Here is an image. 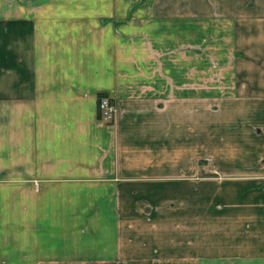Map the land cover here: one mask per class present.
Instances as JSON below:
<instances>
[{"label":"crops","instance_id":"1","mask_svg":"<svg viewBox=\"0 0 264 264\" xmlns=\"http://www.w3.org/2000/svg\"><path fill=\"white\" fill-rule=\"evenodd\" d=\"M0 264H264V0H0Z\"/></svg>","mask_w":264,"mask_h":264},{"label":"built area","instance_id":"2","mask_svg":"<svg viewBox=\"0 0 264 264\" xmlns=\"http://www.w3.org/2000/svg\"><path fill=\"white\" fill-rule=\"evenodd\" d=\"M99 116L102 120L113 122L117 114V106L108 94L98 96L97 105Z\"/></svg>","mask_w":264,"mask_h":264},{"label":"rangeland","instance_id":"3","mask_svg":"<svg viewBox=\"0 0 264 264\" xmlns=\"http://www.w3.org/2000/svg\"><path fill=\"white\" fill-rule=\"evenodd\" d=\"M180 185L179 186H177L176 188H175V191H176V194H175V196L176 197H178L179 195H183V193H184V187H183V183L181 182V183H179Z\"/></svg>","mask_w":264,"mask_h":264}]
</instances>
